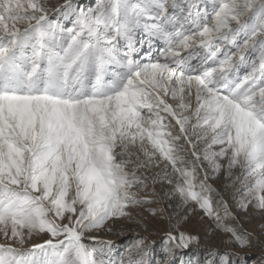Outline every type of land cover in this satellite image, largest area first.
<instances>
[{"label":"snow or ice","instance_id":"1","mask_svg":"<svg viewBox=\"0 0 264 264\" xmlns=\"http://www.w3.org/2000/svg\"><path fill=\"white\" fill-rule=\"evenodd\" d=\"M122 221L145 234L121 250L101 234ZM257 247L264 264V0H0V264Z\"/></svg>","mask_w":264,"mask_h":264},{"label":"rangeland","instance_id":"2","mask_svg":"<svg viewBox=\"0 0 264 264\" xmlns=\"http://www.w3.org/2000/svg\"><path fill=\"white\" fill-rule=\"evenodd\" d=\"M84 3L91 4L93 3V0H84ZM240 216V223L245 227L249 229H256L258 231V225L260 223L259 219H254L252 215L245 214V213H239ZM121 229L124 230V234H118ZM194 230L199 231L203 237V226H197ZM140 232L141 234H145L141 231V228L138 223H132L128 221H122L117 223L114 233L111 235L102 233L101 235L105 239H110L115 242L116 247L118 249H123L125 244H127L129 237L133 235V233ZM159 251V248H157V252ZM240 252V255L245 257L246 264H260V255H261V249L260 248H252V249H244V250H238ZM192 255V254H190ZM200 255L199 252H196L195 255L192 256V259L195 260ZM187 258V257H186Z\"/></svg>","mask_w":264,"mask_h":264}]
</instances>
